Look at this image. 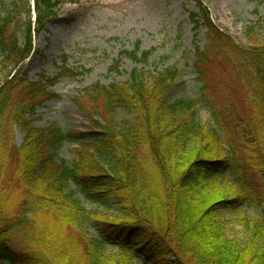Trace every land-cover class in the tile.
Masks as SVG:
<instances>
[{
  "label": "trees",
  "instance_id": "trees-1",
  "mask_svg": "<svg viewBox=\"0 0 264 264\" xmlns=\"http://www.w3.org/2000/svg\"><path fill=\"white\" fill-rule=\"evenodd\" d=\"M5 1L0 52L10 72L27 52L17 40L19 3L11 10ZM58 4L32 0L35 30ZM196 4L199 12L190 18L207 31V45L196 46L192 63L199 96L173 95L185 84L177 68L152 75L134 67L119 85L88 86L79 95L92 96L90 126L75 158L59 153L74 132L38 127L30 117L55 96L53 82L2 83L0 264H264V219L247 213L264 204V53L241 51L202 2ZM27 28L30 36V22ZM211 45L221 47L222 68L244 79L251 109L226 116L209 102L214 121L208 128L196 107L208 101ZM139 51L137 44L120 55L137 65L153 49ZM15 88L20 97L12 102ZM119 109L130 118H120ZM12 125L22 131L20 144ZM82 194L94 208L87 209ZM235 220L245 226L241 244L227 236Z\"/></svg>",
  "mask_w": 264,
  "mask_h": 264
},
{
  "label": "rangeland",
  "instance_id": "rangeland-1",
  "mask_svg": "<svg viewBox=\"0 0 264 264\" xmlns=\"http://www.w3.org/2000/svg\"><path fill=\"white\" fill-rule=\"evenodd\" d=\"M55 1L59 4L53 9L54 17L46 20L39 31H31L30 36L27 32L33 15L32 7L31 14L27 12L30 3L27 0L5 1L11 10L14 9L11 7L13 3H19L21 31L17 40L28 55L7 72V62L0 52V87L5 81L24 84L34 83L42 77L54 79L51 91L56 96L46 97L38 103L35 116L30 117L38 127L53 124L62 126L67 132H74L61 145L59 152L68 160L75 158L76 143L85 136L86 126H90L88 119L90 106L93 105L90 102L92 96L86 98L83 94L82 97L79 95L88 86L119 85L128 79L134 67L143 68L152 75L164 69L177 68L185 84L175 88L173 95L189 91L199 96L192 63L196 46L204 48L207 45V31L205 23L196 26L190 18V13L199 12L197 1H201L209 10L215 27L234 41L241 51L255 49L264 53V0ZM4 13L5 8L0 7V18ZM137 44L140 53L153 51L147 61L136 65L120 53L133 50ZM220 49L211 45V57L205 70L210 86L207 89L208 101L207 105L203 100L196 107L197 119L207 124L208 128L214 121L209 102L226 116L234 114L235 117H242L251 109L249 104L246 105L244 79L235 77L233 70L222 68L217 60L223 58L218 52ZM114 63L117 69L111 68ZM11 94L12 102L18 101L20 96L16 88ZM14 107L15 103L12 109ZM119 112L120 118L128 117L120 109ZM11 127L16 143L20 144L23 139L21 129L17 125ZM234 142L236 145V140ZM6 179L10 180L8 176H5ZM11 196H14V192H11ZM80 196L87 209L95 207L94 202L84 199L83 194ZM109 201L114 203L112 198ZM247 213L264 219V204L260 208H248ZM227 226L228 237L240 244L245 241V226L241 222L235 220Z\"/></svg>",
  "mask_w": 264,
  "mask_h": 264
}]
</instances>
